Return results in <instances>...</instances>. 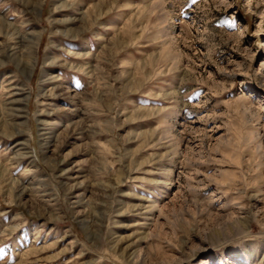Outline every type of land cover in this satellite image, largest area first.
Returning <instances> with one entry per match:
<instances>
[{
    "label": "rangeland",
    "instance_id": "rangeland-1",
    "mask_svg": "<svg viewBox=\"0 0 264 264\" xmlns=\"http://www.w3.org/2000/svg\"><path fill=\"white\" fill-rule=\"evenodd\" d=\"M1 23L41 38L30 74L0 33V264H264V0H0Z\"/></svg>",
    "mask_w": 264,
    "mask_h": 264
},
{
    "label": "bare ground",
    "instance_id": "bare-ground-1",
    "mask_svg": "<svg viewBox=\"0 0 264 264\" xmlns=\"http://www.w3.org/2000/svg\"><path fill=\"white\" fill-rule=\"evenodd\" d=\"M99 9H101V8H99ZM1 26H2V23L0 24V27ZM2 28H4V27H2ZM0 33H5V36H7L8 38L10 37L11 41L12 40L14 41L13 43H11V45L10 44L7 45V51H8L10 58L17 61L16 64L21 70L26 71V69H27L29 71V73L31 74L33 71V68H34V66H33V63H34L33 55L36 53V50L38 48V44L40 42V38H41L39 36L40 33L38 35L33 34V37L31 35L32 38L28 42H27V39H25L24 37H21L20 33L17 31L13 32V31L7 29L4 32H1V30H0ZM25 43H27V46H24V49H25V51H24L22 49V45L23 44L25 45ZM17 94H18L17 95L18 97L16 96L15 103L13 105L16 107V109H13V111L16 110L17 114L19 115V114H22L24 112V108H25L24 101L28 99L27 98L28 93L22 92V93H17ZM20 132H23V131L18 130L15 133L19 134ZM26 143L29 145L28 140ZM30 153H32V152L29 151V153H27V154L30 155ZM15 189H19V187L17 186Z\"/></svg>",
    "mask_w": 264,
    "mask_h": 264
}]
</instances>
